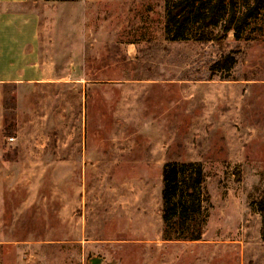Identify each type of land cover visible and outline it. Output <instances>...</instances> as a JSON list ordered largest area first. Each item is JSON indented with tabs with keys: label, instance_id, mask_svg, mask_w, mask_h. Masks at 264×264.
<instances>
[{
	"label": "rangeland",
	"instance_id": "374dc122",
	"mask_svg": "<svg viewBox=\"0 0 264 264\" xmlns=\"http://www.w3.org/2000/svg\"><path fill=\"white\" fill-rule=\"evenodd\" d=\"M103 4L85 71L108 82L83 113L79 93L0 92V264H264V21L169 42L163 0ZM173 162L202 167L197 241L161 221Z\"/></svg>",
	"mask_w": 264,
	"mask_h": 264
},
{
	"label": "crops",
	"instance_id": "0c3cea01",
	"mask_svg": "<svg viewBox=\"0 0 264 264\" xmlns=\"http://www.w3.org/2000/svg\"><path fill=\"white\" fill-rule=\"evenodd\" d=\"M105 1L114 0H0V92L79 93L83 113L93 83L108 82L85 71L86 49L106 30Z\"/></svg>",
	"mask_w": 264,
	"mask_h": 264
},
{
	"label": "trees",
	"instance_id": "16d2710c",
	"mask_svg": "<svg viewBox=\"0 0 264 264\" xmlns=\"http://www.w3.org/2000/svg\"><path fill=\"white\" fill-rule=\"evenodd\" d=\"M163 9L164 35L169 42L222 45L229 33L235 40H240L252 22L264 21V0H163ZM235 54L233 50L223 53L214 62V68L226 75L236 64ZM161 185L164 227H175L177 240H199L207 218L205 204L208 203L201 165L165 163Z\"/></svg>",
	"mask_w": 264,
	"mask_h": 264
},
{
	"label": "water",
	"instance_id": "95a60500",
	"mask_svg": "<svg viewBox=\"0 0 264 264\" xmlns=\"http://www.w3.org/2000/svg\"><path fill=\"white\" fill-rule=\"evenodd\" d=\"M100 263H101V259H98V258L89 260V264H100Z\"/></svg>",
	"mask_w": 264,
	"mask_h": 264
},
{
	"label": "built area",
	"instance_id": "2783aa9c",
	"mask_svg": "<svg viewBox=\"0 0 264 264\" xmlns=\"http://www.w3.org/2000/svg\"><path fill=\"white\" fill-rule=\"evenodd\" d=\"M10 141H12L13 139H9Z\"/></svg>",
	"mask_w": 264,
	"mask_h": 264
}]
</instances>
